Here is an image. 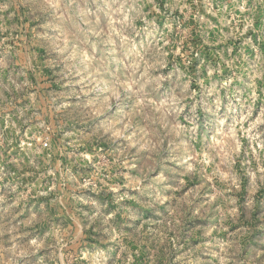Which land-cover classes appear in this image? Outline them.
Returning a JSON list of instances; mask_svg holds the SVG:
<instances>
[{"label": "rangeland", "instance_id": "374dc122", "mask_svg": "<svg viewBox=\"0 0 264 264\" xmlns=\"http://www.w3.org/2000/svg\"><path fill=\"white\" fill-rule=\"evenodd\" d=\"M0 264H264V0H0Z\"/></svg>", "mask_w": 264, "mask_h": 264}]
</instances>
